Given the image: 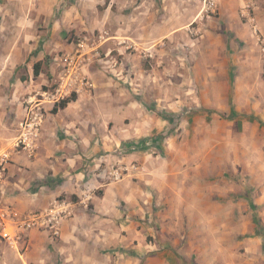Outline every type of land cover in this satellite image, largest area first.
Returning <instances> with one entry per match:
<instances>
[{
  "label": "rangeland",
  "instance_id": "1",
  "mask_svg": "<svg viewBox=\"0 0 264 264\" xmlns=\"http://www.w3.org/2000/svg\"><path fill=\"white\" fill-rule=\"evenodd\" d=\"M248 5L253 16L248 0H0V154L11 155L0 175V264H183L173 252L187 264H264V37L243 17ZM97 77L116 96L146 98L165 121L144 139L148 161L124 158L139 144L123 142L103 172L115 184L152 177L133 215L137 236H123L122 220H97L96 189L16 216L9 201L13 160L36 152L14 148L28 102L60 86L89 101ZM45 103L44 119L55 105ZM52 210L63 211L59 234L25 225Z\"/></svg>",
  "mask_w": 264,
  "mask_h": 264
},
{
  "label": "crops",
  "instance_id": "2",
  "mask_svg": "<svg viewBox=\"0 0 264 264\" xmlns=\"http://www.w3.org/2000/svg\"><path fill=\"white\" fill-rule=\"evenodd\" d=\"M248 1L255 3L257 11L254 21L249 22L253 23L255 32L264 37V0ZM93 82L96 88L89 101L80 95L57 114L47 110L35 143L36 152L29 157H16L10 167V172L15 174L11 184L17 188L11 192L9 201L14 204L16 216L28 207V210L42 208L41 203L47 205L61 195L80 199L83 191L96 189L101 192L92 201V213L97 220L103 216L105 221L101 223L117 221L112 217L122 220V227L127 231L123 236H137V221L133 215L143 208L144 195L148 192L146 185L154 190L152 177L142 176L145 184L137 181L131 185L130 180L115 184L104 181L103 172L119 158L114 150L117 152L123 142L139 144L138 152H130L124 158L140 157L148 161L150 155L142 156V153L152 148L147 147L144 139L152 132H161L165 121L157 117L154 107L136 92L124 89L118 91L121 96H116L107 88V77L104 82L98 77ZM151 143L157 148L156 140ZM28 202L33 206H28ZM35 202L39 204L34 205ZM120 204L128 208L127 212ZM66 230L63 225L62 236L66 235Z\"/></svg>",
  "mask_w": 264,
  "mask_h": 264
},
{
  "label": "built area",
  "instance_id": "3",
  "mask_svg": "<svg viewBox=\"0 0 264 264\" xmlns=\"http://www.w3.org/2000/svg\"><path fill=\"white\" fill-rule=\"evenodd\" d=\"M243 17L247 18L249 21H254V17L252 16L251 13V7L250 5L246 6L243 11H242ZM255 31V30H254ZM257 34V32H255ZM259 40L262 42L263 46V53H264V40L259 37ZM74 89V88H73ZM62 86H60L58 89H56V93H47L45 92L43 94L44 97H46L47 100L52 104H56L59 102L61 99L65 98V96L68 95L69 92L63 91ZM76 92V90H75ZM77 93V92H76ZM50 96H52L54 99L50 100ZM32 99V98H31ZM46 99L45 100H38V102L34 103L33 100H30L29 103V108L28 111L26 112V117L23 119V121L20 123V129H21V134L19 137L16 139L14 148L15 149H21L24 152H29L32 154L36 140L39 137L42 123L44 120V115H43V105L46 104ZM133 149H137L136 147ZM10 157L11 155L9 153H2L0 154V175L3 174V172L6 171L9 162H10ZM126 168H118L113 171L112 175L115 180H121L122 176L124 175V170ZM128 169V168H127ZM126 169V170H127ZM134 169L137 171L139 170V167L134 166ZM63 211L62 210H52L50 214H34L31 217V220L26 222V226L31 228L33 226H36L37 224L41 226H47L51 230H54L55 234L60 233V226L61 222L63 220ZM5 236H10L9 233H5Z\"/></svg>",
  "mask_w": 264,
  "mask_h": 264
},
{
  "label": "trees",
  "instance_id": "4",
  "mask_svg": "<svg viewBox=\"0 0 264 264\" xmlns=\"http://www.w3.org/2000/svg\"><path fill=\"white\" fill-rule=\"evenodd\" d=\"M42 65L43 62H37L36 64H34L33 66V72H34V76L35 77H39L41 75V69H42ZM77 100V93L76 92H72L70 96L65 97L63 99H61L59 102H57L52 110H51V114H57L59 110L64 109L65 107L68 106V104L75 102ZM212 113H216L220 116H225V114L216 112V111H212ZM252 118L256 119L257 121H259L255 116H251ZM174 255H176L180 260H182L183 264H187L183 257H181L180 255H178L176 252H173Z\"/></svg>",
  "mask_w": 264,
  "mask_h": 264
}]
</instances>
